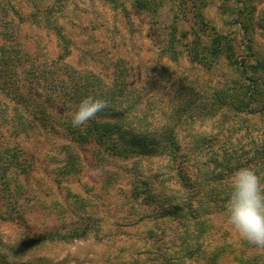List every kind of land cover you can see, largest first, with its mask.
Wrapping results in <instances>:
<instances>
[{
  "label": "rangeland",
  "instance_id": "1",
  "mask_svg": "<svg viewBox=\"0 0 264 264\" xmlns=\"http://www.w3.org/2000/svg\"><path fill=\"white\" fill-rule=\"evenodd\" d=\"M209 28L231 38L234 55L251 62L250 52L264 53V0H0V44L5 34L24 50L37 46L49 56L61 53L72 65L94 68L109 79L113 66L114 73L123 68L141 95L137 111L145 110L153 120L197 92L209 94L233 75L224 55L206 54L209 69L188 57L187 42L198 34L208 44ZM21 113L33 121L28 112ZM14 117L13 103L0 92V170H6L0 177V252L11 263L162 264L163 255L183 254L175 222H166L158 211L167 205L164 197L180 190L177 201L187 198L191 204L185 211H194L198 200L203 204L208 226L201 237L207 251L181 264H264V249L237 235L226 222L225 206L209 203L204 184L217 183L204 172L220 160L226 140L240 155L238 162L264 173L258 162L243 163L254 157L252 147L261 150L264 113L223 108L179 123L174 159L103 154L99 160L88 147L77 151L72 166L66 157L73 147L64 135L37 125H25L16 134ZM243 166H232L222 181L230 186L231 174ZM151 224L156 234L147 240L144 232ZM78 228L88 231L83 235Z\"/></svg>",
  "mask_w": 264,
  "mask_h": 264
},
{
  "label": "trees",
  "instance_id": "2",
  "mask_svg": "<svg viewBox=\"0 0 264 264\" xmlns=\"http://www.w3.org/2000/svg\"><path fill=\"white\" fill-rule=\"evenodd\" d=\"M251 8L253 9V5ZM250 21L247 22L248 26ZM209 29L211 35L208 44H204L198 34L187 42L188 57L192 62L209 69L212 62L206 54L211 57L224 55L233 75L226 77L209 94L202 95L197 92L183 100L181 106L169 108L168 112L155 120L150 119L145 110L137 111L141 107V95L127 77L129 73H124L125 69L117 67L114 73L113 66L112 78H104L94 68L72 65L65 59L66 55L60 53L49 56L45 51L41 52V49L38 51L37 46L33 50H24L23 44L8 37L6 39V35L1 34L4 41L0 44V92L13 103L14 118L18 123L16 134L25 125H37L44 131L64 135L73 147L66 157L68 166L78 161V150L88 147L95 150L99 160L103 154L123 160L142 156L174 159L179 151L175 131L179 123L213 116L223 108H229L236 113H264V53L255 55L248 52L252 56L251 62L243 57L237 58L234 55L232 39L217 33L214 28ZM61 50H66V46ZM89 94L109 100L110 107L98 113L86 127L74 128L71 125L72 113L80 100ZM22 109L28 112L33 121L24 120ZM250 141L254 144L255 140ZM231 144L230 140H226L220 160L216 161L210 171L204 172V176L213 174L217 179V183L212 185L204 183L209 187L205 192L209 203L216 201L215 203L225 206L229 196V184L222 181L223 176L232 170V166L246 165L238 162L240 155L228 149L227 146ZM257 144L261 150L256 152L252 147L251 154L255 158H245L243 163L255 161L264 165V138L259 139ZM6 149V145L1 147L2 151ZM2 153L0 152V161L4 159ZM260 168L264 169V166ZM196 169L199 170L200 166H196ZM5 171L0 170L1 178L5 176ZM177 175L184 180L185 176H182L179 169ZM261 177L264 178V173ZM179 191L164 197L167 205L161 206L158 211L166 222H175L172 228L176 231L174 235L180 238V251L183 254L175 252L168 256L163 255L160 257L162 264H181V261L190 259L193 254L201 257L205 250L201 248V244L205 242L201 237L208 230V226L202 218L203 204L198 200L194 211H185L184 208H189L191 204L187 198L180 203L177 201L182 198ZM212 194L214 197H209ZM77 227L79 225H75L74 230ZM78 229H81L80 233L83 235L88 231L86 228ZM144 234L147 236L145 239H152L156 234L154 224L146 228ZM143 245L148 246L144 239ZM208 246L206 248L209 249ZM216 251L218 247L211 252V257ZM0 264L13 263L0 252Z\"/></svg>",
  "mask_w": 264,
  "mask_h": 264
},
{
  "label": "clouds",
  "instance_id": "3",
  "mask_svg": "<svg viewBox=\"0 0 264 264\" xmlns=\"http://www.w3.org/2000/svg\"><path fill=\"white\" fill-rule=\"evenodd\" d=\"M110 107L109 100L94 95L82 98L71 116L74 128L86 127L98 113ZM251 166L237 168L232 174L225 204L226 222L237 235L258 249H264V182Z\"/></svg>",
  "mask_w": 264,
  "mask_h": 264
}]
</instances>
